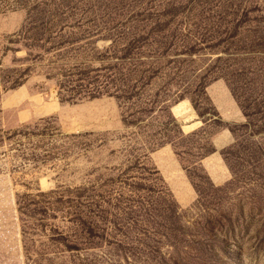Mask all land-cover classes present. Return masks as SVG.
<instances>
[{"label": "rangeland", "instance_id": "rangeland-1", "mask_svg": "<svg viewBox=\"0 0 264 264\" xmlns=\"http://www.w3.org/2000/svg\"><path fill=\"white\" fill-rule=\"evenodd\" d=\"M0 264H264V0H0Z\"/></svg>", "mask_w": 264, "mask_h": 264}]
</instances>
